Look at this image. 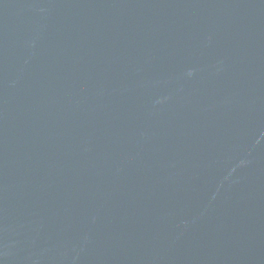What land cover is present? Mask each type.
Listing matches in <instances>:
<instances>
[{
  "label": "water",
  "instance_id": "obj_1",
  "mask_svg": "<svg viewBox=\"0 0 264 264\" xmlns=\"http://www.w3.org/2000/svg\"><path fill=\"white\" fill-rule=\"evenodd\" d=\"M0 264H264V0H0Z\"/></svg>",
  "mask_w": 264,
  "mask_h": 264
}]
</instances>
